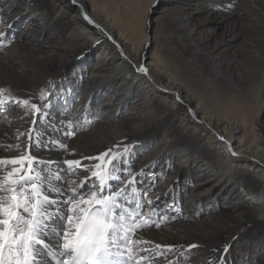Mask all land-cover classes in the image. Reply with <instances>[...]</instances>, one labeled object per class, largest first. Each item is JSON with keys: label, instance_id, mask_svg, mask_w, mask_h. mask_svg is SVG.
Instances as JSON below:
<instances>
[{"label": "bare ground", "instance_id": "bare-ground-1", "mask_svg": "<svg viewBox=\"0 0 264 264\" xmlns=\"http://www.w3.org/2000/svg\"><path fill=\"white\" fill-rule=\"evenodd\" d=\"M162 1L165 5L157 22L161 21L163 40L147 55L144 33L132 35L126 26L127 0H0L3 19H16L22 12L28 15L27 33L33 34L39 21V28L55 36L43 40L41 45L48 48L42 50L43 56L27 52L16 40L4 43L3 39L0 87H9L21 100L32 97L37 104L40 90L48 91L64 76V69L51 76L50 67L65 64L64 68L72 55H80L59 94L64 98L73 90L79 95L74 101L65 99L57 111L60 115L55 119H61L64 127L58 125L55 131L56 143L51 148L37 147L44 129L33 130L34 111L25 115L22 105L12 103L8 113L13 122L0 131V158L30 154L40 161L43 155L56 156L62 163L82 160L95 170L99 161L84 157H97L117 144L121 147L113 151L123 152L126 145V164L121 167L137 182L146 172L152 180L143 188L149 192L144 201L149 225L133 237L152 243L140 248L166 255L169 252L156 250L155 244L172 245L183 260V252L192 244L197 247L187 258L190 263L264 264V121H259L262 127L256 126L257 108L264 97V0ZM192 3L199 5L196 9L207 8L211 16L221 15L223 7L237 6L225 15L234 24L227 33L245 31L247 47L242 45L240 54L219 57L226 40L214 41L201 34L200 25L184 9ZM141 65L146 73L138 71ZM85 116L94 123L75 136H66L67 121L83 125ZM32 132L34 142L29 146ZM84 175L81 170L80 175L66 179L82 180ZM152 182L166 188L163 192L169 194L170 206L182 192L186 195L181 221L165 209L157 219L149 218L147 200L152 201L155 194ZM136 187L141 191L138 183ZM219 199L226 207L217 204ZM151 208L158 210L153 201ZM165 255L157 256L153 264H167Z\"/></svg>", "mask_w": 264, "mask_h": 264}, {"label": "snow or ice", "instance_id": "snow-or-ice-1", "mask_svg": "<svg viewBox=\"0 0 264 264\" xmlns=\"http://www.w3.org/2000/svg\"><path fill=\"white\" fill-rule=\"evenodd\" d=\"M5 36L6 31L0 29V45ZM138 71L146 73L147 69L141 65ZM49 95L41 89V102ZM9 103L22 105L25 115L30 110L38 113L42 106L33 103L32 97L21 100L9 87H0V106ZM93 123L87 116L83 125L69 120L65 135L75 136ZM28 143L31 146V135ZM120 147L113 145L97 157H84L99 161L95 170L77 159H65L67 168L49 161L45 172L37 169V163L43 162L30 154L26 158H0V264H153L157 256L165 255L164 251L150 253L140 248L151 241L133 238L137 230L149 225L142 211L149 192H141L135 176L121 167L126 164L124 153L128 149L125 145L123 152L113 151ZM8 165L13 167L9 170ZM81 170L86 174L82 180L65 179L80 175ZM113 183L118 186L113 188ZM147 205L155 214L151 200ZM174 247L155 244L156 250L169 253Z\"/></svg>", "mask_w": 264, "mask_h": 264}, {"label": "rangeland", "instance_id": "rangeland-1", "mask_svg": "<svg viewBox=\"0 0 264 264\" xmlns=\"http://www.w3.org/2000/svg\"><path fill=\"white\" fill-rule=\"evenodd\" d=\"M201 0H197L199 2ZM238 1V0H237ZM152 5H155L153 8ZM165 3L162 0H127L125 9H124V19L126 26L132 35H140V33H144L146 36L147 43L145 44V52L147 55H151L154 51V46L156 43H159L163 40V32L161 31L160 23L157 22L159 16H161V10L164 7ZM199 7L197 3H192L190 6H185L184 9L191 13L193 18L192 21L194 23H197L200 25L201 34L207 38L211 37L214 41L219 40H226V43L223 45V50L219 52V57H229L233 56L234 54H240V50L242 45L244 48L247 47V42H244V38H249L247 34L243 33L245 31H242L240 34L237 31L232 32L231 34L227 33V31L230 30V28L233 27V21L231 20V17L225 16L226 14H229L233 10H237V6H233L231 8L223 7L222 14L218 16H211L208 15V9L205 7H201V9H196ZM3 13L0 15V21L3 19ZM28 18L27 14H24L22 12L19 13L18 17L16 19L12 18H6L3 19L1 22L2 27L6 31V36L4 37V43H9V40L12 42L16 40L20 44H23L27 47V52H32L35 56H43L42 50H47L48 48L46 46H42L43 40L45 38H49V40H54L55 36L50 35V31L47 28H39V21L35 23L33 26V31L35 32L33 34L27 33L28 30L26 29L27 21L25 19ZM34 22V21H33ZM10 25V26H9ZM22 33V34H19ZM32 35V36H31ZM94 46H92V53L94 52ZM50 50V49H49ZM79 54V53H78ZM76 55V56H75ZM80 55H77L75 53L71 57L73 58L70 62H67L64 68L63 66L57 67L56 64H53L52 67H50V73L51 76L54 75L55 70H60L58 72H61L62 69H64L65 73L64 76L58 85L53 84L52 88H49L48 91L50 92V95L45 97V100L41 102V100L37 103L38 106L42 105L40 107V111L34 112L33 115V130H37L39 127H42L43 130V136L41 138V141L39 144H37V147H52L54 144V133L59 128L64 127L62 124H60L61 119H55L58 115H60L57 111L60 110L62 106H64V101L70 100L74 101L76 98V95H79L78 92H75L73 90H68L66 92V97H62L59 94L65 90V87L67 86L66 82L71 77V72L75 69V67L79 64V57ZM69 64V65H68ZM59 68V69H58ZM69 77V78H68ZM95 87L92 88V90ZM14 107L12 103L7 104L6 107L0 106V131H3L5 129L10 128V124L13 122L12 117L8 113V110ZM53 112V116H52ZM62 114V113H61ZM257 118L258 123H256V126L259 128L262 127L259 123V121H264V97L261 96L260 98V106L257 108ZM53 125V129L51 131H47L48 126ZM264 127V126H263ZM32 136V143L34 142V132L31 133ZM32 146V144H31ZM57 153V152H56ZM58 154V153H57ZM54 156V152L52 154ZM48 157L46 155L41 156V160L43 163H37V169H44L48 170V162L49 161H56L60 164H64L59 160L55 159L56 156H54L51 159H47ZM138 160L139 158L136 157V167L138 166ZM66 179V177H65ZM138 185L141 189V192L144 191V187L146 184H151L152 180L148 178L147 172L144 176H138ZM149 181V182H148ZM159 182V181H156ZM117 184V183H116ZM115 184V187H116ZM114 185V184H113ZM152 185L154 186V193L151 198L154 203V207L158 208V210L155 212V214H152L150 212V217L158 218L160 216L161 209L167 210V212L171 213L172 215H178L176 217V220L181 221L182 220V213H183V206H184V200L186 195L182 192L179 196L178 202L173 201V205L170 206L169 202V194L164 193L163 190L166 188H160L158 183L152 182ZM143 186V187H142ZM217 204H221L224 207L226 205L223 204L222 199H219ZM145 205V203H144ZM145 208V206H144ZM144 208L142 211L144 212ZM203 209H200L199 215H203ZM154 225V221H152ZM150 223V224H151ZM146 226L143 228L145 229ZM170 228H166L165 230L168 231V234L171 233ZM192 245V244H190ZM188 247L183 252V255H185V259L181 260L180 257L177 254V250L173 248V251L166 254L164 258L166 259L165 262L169 261L172 262V264H199L196 262L190 263L187 261V258L193 255L195 248ZM231 254H233V250L231 247Z\"/></svg>", "mask_w": 264, "mask_h": 264}]
</instances>
